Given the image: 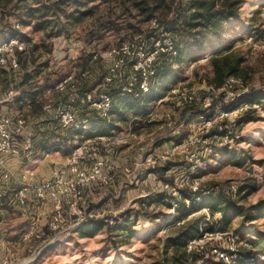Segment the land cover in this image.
I'll list each match as a JSON object with an SVG mask.
<instances>
[{"label":"rangeland","instance_id":"1","mask_svg":"<svg viewBox=\"0 0 264 264\" xmlns=\"http://www.w3.org/2000/svg\"><path fill=\"white\" fill-rule=\"evenodd\" d=\"M55 1L57 0H25L18 5L15 0L8 6L0 4V17H4L0 22V29H3L0 31V45L9 39L8 36L16 35L24 41L28 62L27 67L19 64L16 70L9 67L0 69V96L9 87L22 94L24 99L29 96L30 91H37V100L42 102V107L48 101H53L57 105L69 101L72 102L79 118L88 117L92 121V118L102 119L97 110L80 104L75 93L70 96V91L60 92L57 86L60 80L73 75L76 83L80 85L78 77H84L89 82L88 86L94 82L98 83L92 88L95 90L101 83L103 75L114 63L112 58L105 56V53L135 38L150 42L151 31H158L153 26L154 20L160 23L159 28L162 25L164 27V24L176 18L181 3L186 0H165V5L158 8L153 16L139 13L127 0L98 1L94 4L92 15L67 23L61 19L59 22L63 29L61 32H58L59 28H55L54 25L34 31L31 25L17 24L15 20L17 13L25 16L28 7ZM253 18L256 21L252 25L248 20ZM229 31H232L233 37L241 39L233 45L234 50H238L244 59L240 65L241 72L236 77L243 80L248 93L258 97L256 102L248 104L252 107L250 109H255L253 113L255 118L246 115L247 110L244 108L234 114L238 120L236 124H232L230 120L219 121L216 124L214 134L223 133L225 126L236 130L240 137L233 145H216L210 153L204 152L205 147L202 145H192L187 151L153 169L143 162V158L149 152L158 151L153 149V146L163 147L169 142L185 138L198 123L197 110H188L190 105L177 106L171 94L172 89L181 88L196 90L202 97L206 95L205 89L211 87L206 76L211 70L207 58L191 63L180 76L182 78L178 79L179 82L170 83L169 89L162 97H167V100L161 102V98L148 104L147 117L137 120V128L131 126L128 129L129 125L121 123L118 129L105 135L117 137L133 133V137L125 145L129 147L128 153L121 156L125 161L120 159L118 162L117 154H113L111 160L105 157L110 156L115 145L109 144L101 148L102 156L112 162L113 181L106 186L91 187L90 195L87 197L83 195L82 200L89 203L88 212L97 216L80 221L72 219L68 225L57 231H50L46 224L45 226L39 224V227L34 229V234L27 240L20 241V245L15 248L11 247V250L17 253L19 263L167 264L165 259L170 253L166 251L164 240L174 231L173 227L180 226L194 217H201V227L211 232L215 221L222 215L220 211L213 213L212 208L202 205L197 211L181 218L183 223L177 225L176 221L179 218L172 220V213L166 204L167 194L170 200V191L164 188V183L179 186L182 181L184 183L197 181L202 196L197 204L204 201L203 197L209 202L211 200L209 192L214 195L213 201L219 200L221 196H227L246 207L264 202V167L258 164V161H264V0H244L240 19L232 22ZM132 70L131 62L126 63L122 68V75H129ZM223 96L225 98L224 94ZM18 101L19 98H15L10 104L0 103V111L8 109L12 112H9L10 115H23L32 119L27 99L22 103ZM5 111L2 113L7 114ZM48 122H40L42 131L46 130V125L49 127L56 125V122ZM91 129V127L81 129L80 133L72 128L55 129L56 133H67L66 135L69 133L71 136L70 141L63 144L59 152L64 156L69 153L71 155L82 142L102 136L90 134ZM56 133L51 131V134L55 135L54 139ZM197 133L199 135L200 132ZM195 152L199 154V161L189 160ZM90 164L91 157L88 156L84 160L83 168L88 170ZM136 166L139 168L136 169ZM250 181L256 183L257 189L242 199L245 192L240 191V188ZM186 190L190 191L186 188L181 194ZM48 201H44L42 207L48 212L40 218L45 223L52 212V203L50 205ZM123 213L137 218L133 226L134 238L124 242L121 235L116 239L122 242L119 243V247H115L111 239L121 232L120 229L116 230L115 226L124 227V219L121 217ZM29 216L26 222L33 221L31 220L33 215ZM10 217L15 219L12 225L17 229H9L8 225L1 222L0 233L5 230L8 235L14 237L31 231L29 229L31 225H25L24 218H16L17 215ZM226 232L234 235L238 250L255 249L257 261L264 264V249L252 248V243L264 235V217L244 221L242 217L234 216ZM206 241L205 248L201 251L204 254L197 264H212V258L216 261L214 257L211 258L212 249L216 246H227L224 240L217 239L214 235Z\"/></svg>","mask_w":264,"mask_h":264},{"label":"built area","instance_id":"2","mask_svg":"<svg viewBox=\"0 0 264 264\" xmlns=\"http://www.w3.org/2000/svg\"><path fill=\"white\" fill-rule=\"evenodd\" d=\"M153 26L158 31H155L156 37L150 38L152 39L150 42L146 39L135 38L105 53V56L112 58L114 63L109 67L95 90L80 92V87L74 76L69 75L57 85L59 91L62 93L70 91V96L75 93L80 104L95 108L102 118H108L113 110L114 98L109 90L113 83L118 82L119 93L123 96L138 97L148 93L150 78L154 73L158 55L164 51L175 53L172 33L159 28L157 20H154ZM25 48L24 41L17 37L3 42L0 45V69L5 67L18 69L17 52L24 51ZM129 62L132 65V72L129 75H122V68ZM247 91L243 80L236 76H229L218 88L207 87L206 95L203 97L196 90L172 89V98L176 100L177 106L184 104L199 108L198 123L185 138L171 142V145L165 149L149 152L143 158V162L153 169L187 151L192 145H202L205 147L204 152L207 153L212 152L216 145L232 146L240 137L236 130L225 126L223 133L214 134V128L219 121L230 120L232 124H236L238 120L234 114L244 108V110L252 108L251 105H248L249 101L244 100V96L249 94ZM16 94L17 91L13 88L4 91L0 96V103L11 101ZM167 99V97L163 98V100ZM227 104H233L234 107L228 109ZM43 111L47 115L54 116L64 128L71 127L81 130L91 126L88 117L79 118L76 115L75 108L69 101L58 105L53 101H48L44 104ZM31 125L33 124L23 115L12 117L0 111V199L4 197L6 188L13 178V173L8 168L9 159L28 157L33 154L35 133ZM197 132H200L199 135ZM131 137H133V133L117 137L102 135L84 141L72 151L65 164L53 176L40 182L36 180V172L33 169H24L20 178V186L11 194L12 201L25 207L30 201L32 192L42 202L51 201L52 212L47 221V228L50 231L64 228L69 221L75 218L80 221L87 217L97 216L88 212L89 203H86L85 200L82 201V193L93 186H106L113 181L112 162L102 156L101 148L107 147L109 144L123 147ZM88 156L91 157V164L86 170L83 168V163ZM189 160L199 161V154L195 152ZM164 188L170 191L169 201L172 217L181 202L190 206L202 199L197 181L191 180L185 183L182 181L179 186H170L169 183H164ZM186 188L193 194V199L182 196L181 191ZM182 223L183 221L180 219L176 221L177 225ZM213 235L217 239L224 240L227 246H216L210 253L216 261H222L224 264L230 263L237 256L238 251L236 239L231 232H210L200 227L199 232L188 239L186 250L188 252L203 251L206 240ZM9 263L10 257L0 258V264Z\"/></svg>","mask_w":264,"mask_h":264},{"label":"trees","instance_id":"3","mask_svg":"<svg viewBox=\"0 0 264 264\" xmlns=\"http://www.w3.org/2000/svg\"><path fill=\"white\" fill-rule=\"evenodd\" d=\"M14 1L15 0H0V4L8 6ZM24 1L25 0H17V3L19 5V3H23ZM98 1L103 0H57L49 4L42 3L37 7H28L25 10V16L17 13V15H15V20L17 24L21 23L22 25H31L34 31H40L54 25L55 28H59L58 32H61L63 30L59 24L61 19H64L67 23L70 20L80 19L83 16L92 15L95 9L94 4ZM127 1L131 4V7L138 10L139 13L149 14V16H153L154 12L158 8L165 5V0ZM153 2L155 3L153 4ZM243 2L244 0H186L181 3V7L177 11L176 18L171 22L164 24V27L163 25L160 27L163 31H170L172 33L175 53L171 51H164L158 55L154 65V73L150 78V91L138 97H127L120 95L118 82L110 85L109 90L114 98V111L112 110L113 113L111 112L112 114H110L111 116L108 118L101 117V120H93L94 118L91 117L93 122L91 121L90 127L92 129L89 133L96 136L107 135L111 131L118 129L120 127L119 124L121 123H125L126 125L131 123L133 128H137V120L147 117L148 111L146 107L148 104L161 99L164 93L169 89L170 83L175 84L176 81L179 82L178 79L182 78L180 76H182L189 65L191 63H197L200 59L207 58V64L211 68L210 72L206 74L207 78H209L210 86L218 88L229 76H238L241 72L240 65L244 59L241 55H239L238 50H234L233 45L241 39L233 37V33L232 31H229V27L232 22L240 19L241 6ZM2 19H4V17H0V22ZM248 21L253 25L256 19L253 18ZM159 26H161L160 23ZM1 30L3 31L2 28L0 31ZM12 37H16V35L8 36L9 39ZM153 37H156L155 31H151L150 38ZM17 58L19 64L27 67L28 62L25 50L18 51ZM78 79L80 82V92L93 90L92 88L98 84L97 82H94L88 86L89 82L86 78L78 77ZM11 88L12 87H9L8 89ZM17 94L11 101L6 103L10 104L15 98H19L18 102L21 101V103L27 99V104L31 108L30 116L33 117L32 119L28 116L26 118H28L29 121H32L33 124L42 121H49L48 123L56 122L55 128H64L58 121H55L54 116L47 115L43 111L42 102L37 100V91H30L28 93L29 96H26V99L23 98L22 94L19 93L21 95L20 97L18 96L19 94ZM257 99L258 97H253L252 93H249L244 98V100L249 101L250 103L256 102ZM226 106L228 109L234 107L233 104ZM192 109L197 110L196 112L199 111V108L196 106H190L188 110ZM254 111L255 109H249L245 112V114L250 118H255L253 116ZM33 127L35 129V126ZM76 130H78L76 131L77 133L81 132L79 129ZM56 134V136L62 141H68L70 140L69 138H71L69 133L68 135H66L67 133ZM42 135L44 136L43 140L41 139L42 141L47 140L51 136L47 132ZM258 164L261 165V167H264V161L260 160L258 161ZM168 167L170 168V165H168ZM256 189L257 185L253 181L241 186L240 191L245 192L242 199ZM182 196L193 199V194L187 190L183 191ZM209 197L211 198V200H209L213 201L214 195L210 192ZM205 199L203 197L204 201L202 203H195L190 206H186L183 202H181L182 204L175 212L172 220H176L177 218L181 219L187 214L197 211L202 205L212 208L213 213L216 211L221 212L222 216L218 219V221H215L214 229H211V232H226L229 229L234 216L242 217L244 221H252L260 217H264V202L246 207L245 205L237 204L227 196H221L219 200L213 201V203L210 201L207 202ZM168 200L169 195L167 194L166 204L170 208ZM121 217L124 219V227L121 228L119 225L115 226V229H120L121 232L117 233L114 239H111L115 247H119V243L122 242V240H124V242H128L134 238L133 226L136 224L137 218L134 216V218H132L131 214L129 216L124 215V213L121 214ZM200 218L201 217H194L193 219L185 221L180 226L173 227L174 231L165 237L164 245L166 251L170 253L169 257L165 259L167 264H197L204 253L188 252L186 250V244L188 239L194 237L199 232L201 227ZM121 235H123L122 240L116 239L120 238ZM255 247L264 249V235L262 238L257 239L252 243V248ZM212 257L214 256L211 255V258ZM212 264L224 263L222 261H213L212 258ZM228 264L262 263L257 261V253L255 249L245 248L244 250H238L237 256Z\"/></svg>","mask_w":264,"mask_h":264},{"label":"crops","instance_id":"4","mask_svg":"<svg viewBox=\"0 0 264 264\" xmlns=\"http://www.w3.org/2000/svg\"><path fill=\"white\" fill-rule=\"evenodd\" d=\"M163 101H165V100H163V98H162L161 102H163ZM4 111H5V109H3V111H1V112H4ZM9 112H11V111H8V109H7L5 111V113H7L6 115H10ZM10 116L14 117V115H10ZM30 122L33 124L32 121H30ZM34 124L33 125L35 126V129H34V127H32L33 131L35 133L34 134L35 139L33 142V154L28 156V157L22 156V157H18V158L9 159L8 168H10V170L12 171L13 178L6 188V192H5L4 197L2 199H0V218H2V220L0 221V224H1V222H3L4 224L8 225L9 229H17V227H13V225H12V222L15 221V219H13V217L12 218L10 217L11 215L12 216L17 215L16 218L20 217L21 219L22 218L25 219V225L26 224H27V226L29 224L31 225L29 228V229H31V231L26 232L24 235L22 234L20 236H14L13 237V236L8 235L5 232V230H3L0 233V258L10 257V263L9 264H22V263L18 262L17 253L15 251H12L11 247L15 248L16 246L20 245V241L27 240L31 235L34 234V232H35L34 229L36 227L38 228L39 224H40V226L42 224L45 226V224H46V227H47V223H45L44 220L42 221L40 218L42 215L46 214L48 211H44V210H46V209L42 208L44 206L43 205L44 203L35 197L34 192H32L30 194V201L28 202L27 206H25V207H21V206L17 205L11 199L12 192L20 186V178H21V175L23 174V170L27 169V168L33 169L36 172V180L38 182H40V181H43V180L48 179L49 177L53 176L55 174V172L65 164L67 158L70 155V153H69L68 155L64 156L63 154H61L59 152L60 149L63 148V144H66V142H68L70 140H68V141L63 140L62 141L57 136L54 139L55 135H52L51 131H53L54 133L57 132V131H55V129H57V128H55V126L53 127V125H52V127H49L48 125H46V130L42 131L41 127H40V125H41L40 122L34 123ZM128 125H127L129 127L128 129H130L132 126L131 123ZM39 129L41 131H39ZM40 132H43V133L47 132L51 136L47 140L42 141L44 136L41 135ZM38 140H39V142H38ZM170 144H171V142L164 145L163 147L162 146L161 147L153 146L154 147L153 149L162 150V148L165 149V147L166 148L169 147ZM132 145H134V144L132 143ZM126 147L127 146H123V147L113 146L112 153L110 154V156H108L109 158L107 156H105V157L107 159L111 160V159H113V154H117L116 159L118 160V162L120 161V159L125 161V158H121V156H123L122 154L128 153L129 147H127V148ZM127 155H124V156L126 157ZM135 168L138 169L139 167L136 166ZM90 192H91V189H87L82 193V195H85L87 197L90 195ZM48 203L51 205L52 202L48 201ZM30 214L33 215L31 217V220H33V221L32 222L31 221L26 222V219L30 218V216H29ZM7 219L10 221H7ZM13 231H16V230H13ZM35 236H37V235H35Z\"/></svg>","mask_w":264,"mask_h":264}]
</instances>
